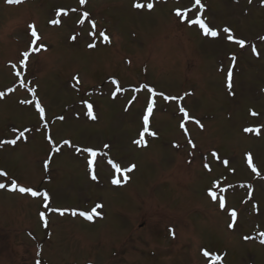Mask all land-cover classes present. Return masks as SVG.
I'll list each match as a JSON object with an SVG mask.
<instances>
[{"label": "rangeland", "instance_id": "obj_1", "mask_svg": "<svg viewBox=\"0 0 264 264\" xmlns=\"http://www.w3.org/2000/svg\"><path fill=\"white\" fill-rule=\"evenodd\" d=\"M200 5L0 0V264H264V0Z\"/></svg>", "mask_w": 264, "mask_h": 264}, {"label": "snow or ice", "instance_id": "obj_2", "mask_svg": "<svg viewBox=\"0 0 264 264\" xmlns=\"http://www.w3.org/2000/svg\"><path fill=\"white\" fill-rule=\"evenodd\" d=\"M6 2L9 3V4H13V3H20L21 0H6ZM195 2H196L197 5H200V0H195ZM80 3H81V5H83V4L85 3V0H80ZM134 6L137 7V8L143 7V5H141V4H139V3L135 4ZM200 6L203 7L202 5H200ZM147 7H148V9H151V8H152V4L149 3V4L147 5ZM65 14H66V13H65ZM84 15H85V17L87 18V15H88V14L85 13ZM176 15H177V16H180L181 13H180L179 11H177V12H176ZM83 22H84V21L82 20L81 23H83ZM52 23H58V22H57V21H53ZM194 23H196V24L199 25V27L203 30V32H204L205 35H210V36H213V37H215V36L217 35V32L214 31V30H211L210 28H208V27L205 25V23H204L201 19H199V17H197V19L194 21ZM92 27H93V29H95V24H94V23L92 24ZM29 28L32 29V31H31V36L35 38V39L33 40V44H35L36 40H38L39 37H38L37 32L35 31V28H34L33 25H29ZM223 31H224L225 33H230V30L227 29V28L223 29ZM89 35H92V33H89ZM99 35H100L101 37H103L104 41H108V40H109V37H108L107 35H105L104 32L101 31V32L99 33ZM72 39H75V37H73ZM228 39H229V40H232V39H233V37L231 36V34H229ZM262 39H264V37H262ZM235 42H236L237 44H239L241 48H243V47L245 46V45H244V41L237 40V41H235ZM40 47L42 48L43 46L41 45ZM89 47H94V45L90 44ZM253 51L255 52V49H253ZM24 55H25V57H26V56L28 55V53H24ZM231 77H232V73H231V71H229V73H228V79H229V82L231 81ZM77 82H78V81H77ZM229 87H231V84H230V83H229ZM164 99H165V100H168V99H172V98H171V97H167V96H165ZM36 108H37V110H38L39 113H40V117H41V119L43 120V119H44V109H43L42 107H40L39 104L36 105ZM88 108H89L88 115H89V116H92V111H91L92 106H91V105H88ZM152 110H153V102L150 101L149 104H148L147 113L150 114V113L152 112ZM180 112L183 114V119H184L185 121H187V120L189 119V115H188L187 111H186L184 108L181 107V108H180ZM252 114H253V115H256V113H252ZM195 122H196L197 124H199V121H195ZM144 125H145V129H144V131L147 132V131H148V128H147V125H148V115H147V114L144 116ZM180 127H181V129H184V128H185V124H184V123H181ZM201 127H202V125H201ZM246 131H253V130H252V129H246ZM19 135L22 137V136L24 135V133L21 132ZM153 135H154V134H153ZM6 143H9V144H15V143H16V140L14 139V140H11V141H7ZM65 143H67V141H66ZM136 143H137V144H143V143H144V140H143V133H141V139L138 140V141H136ZM189 143L192 144V141H189ZM192 146L195 147L194 144H193ZM88 152H89V155L92 156V157H95V156L97 155L96 152H94V151H92V150H88ZM213 155L215 156L216 154L213 153ZM248 161H249V167L252 168V171H253V172H256V168L252 166V163H251V157H250V156L248 157ZM93 165H94V161L90 159V160L88 161L89 169H92V168H93ZM45 167H47V164L45 165ZM115 167H116V171H117V172H120V171H121L120 168H119L118 166H115ZM133 167H134V166L129 167V168H127L125 171L130 172V171L133 170ZM204 167H205V168H208L209 166H208L207 164H205ZM0 175H3V173H0ZM92 178H93V179H96L95 175H93ZM126 179H127V177H125V180H126ZM112 183H113V184H119L120 181H119V180H116V179H113V180H112ZM4 187H5V185L2 184V183H0V188H4ZM12 190H18V191H19L20 193H22V194H23V193H28V194H30V195L33 196V197H36L37 195H39V193H37L36 191H33V190L30 189V188L19 187V188L17 189V185H16V183H15L14 181L12 182ZM43 198H44L45 201H48V199H49L48 196H47V194H44V197H43ZM213 199H215V196H213ZM47 206H48L47 203H45V207H47ZM224 206H225V205H224V201H223V199H221V201H220V207L223 209ZM99 207H102V205H96V208H99ZM96 208H94V209L92 210V213H91V214L81 212L80 215H81L82 217H84L85 219H87V220H91V219H92V215H93V214H96ZM61 214H62V213H61ZM230 215H231L233 218H235V217L237 216V213H236L235 211H232V212L230 213ZM40 219H41V221H45V215H44V213H40ZM231 226H232V225H229V227H231ZM205 255H207V253H205ZM37 264H39V262H37Z\"/></svg>", "mask_w": 264, "mask_h": 264}]
</instances>
